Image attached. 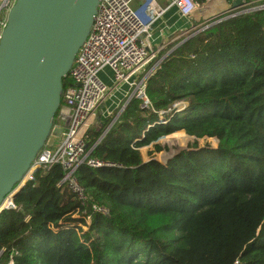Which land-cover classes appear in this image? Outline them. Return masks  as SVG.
Masks as SVG:
<instances>
[{
	"label": "trees",
	"instance_id": "obj_1",
	"mask_svg": "<svg viewBox=\"0 0 264 264\" xmlns=\"http://www.w3.org/2000/svg\"><path fill=\"white\" fill-rule=\"evenodd\" d=\"M160 55L149 107L133 98L101 139L109 118L88 131L90 155L121 168L75 169L85 205L59 165L34 171L0 210V264H264V8L214 18ZM176 131L190 148L143 160Z\"/></svg>",
	"mask_w": 264,
	"mask_h": 264
},
{
	"label": "built area",
	"instance_id": "obj_2",
	"mask_svg": "<svg viewBox=\"0 0 264 264\" xmlns=\"http://www.w3.org/2000/svg\"><path fill=\"white\" fill-rule=\"evenodd\" d=\"M14 1L0 0V37ZM132 1H99L86 40L78 49L68 70L66 78L69 81L62 88L61 101L54 113L49 137L36 153L26 176L31 181L34 171L40 170L46 174L54 165H59L64 173L61 182L68 191L74 193L81 205H85L87 197L75 176L76 168L80 165L121 168L118 163L90 155L97 141L87 148L88 131L99 127L109 118L110 122L102 132L101 139L119 118L126 103L133 98L139 100L141 108L149 107V98L145 93L146 81L163 60L160 52L170 43L179 42L181 38H187L208 25L200 24L197 28L186 30L180 39H167V42L154 45L151 39L152 26L162 15L164 7L156 0H142L136 8ZM210 1L203 0V3ZM173 3L183 16H189L201 7L197 0H174ZM260 8H264V0H242L238 8L220 14L230 17ZM105 70L108 71L106 75L103 73ZM118 89L123 90V99L113 109L103 113L111 93ZM180 104L184 105L177 102L173 104V108ZM12 198L13 193L5 198L0 210L14 209ZM91 207L102 211L94 204Z\"/></svg>",
	"mask_w": 264,
	"mask_h": 264
},
{
	"label": "water",
	"instance_id": "obj_3",
	"mask_svg": "<svg viewBox=\"0 0 264 264\" xmlns=\"http://www.w3.org/2000/svg\"><path fill=\"white\" fill-rule=\"evenodd\" d=\"M99 1L15 0L9 9L0 37V208L30 181Z\"/></svg>",
	"mask_w": 264,
	"mask_h": 264
},
{
	"label": "crops",
	"instance_id": "obj_4",
	"mask_svg": "<svg viewBox=\"0 0 264 264\" xmlns=\"http://www.w3.org/2000/svg\"><path fill=\"white\" fill-rule=\"evenodd\" d=\"M174 0H156V2L164 7V11L160 18H158L152 26L151 39L154 45H159L162 42H167V39L178 38L180 39L186 30L200 26V24L216 18L217 14L223 11H228L233 8H238L241 4H237L236 0H211L208 3H201V7L194 11L189 16L180 15ZM198 1V0H197ZM142 3V0H133L132 5L136 8ZM168 40V41H169ZM103 73H108L107 70ZM123 90H114L111 93L110 98L107 100L105 110L102 112L107 113L110 109H113L122 99Z\"/></svg>",
	"mask_w": 264,
	"mask_h": 264
},
{
	"label": "rangeland",
	"instance_id": "obj_5",
	"mask_svg": "<svg viewBox=\"0 0 264 264\" xmlns=\"http://www.w3.org/2000/svg\"><path fill=\"white\" fill-rule=\"evenodd\" d=\"M229 11L230 10H228V11L226 10L225 12H229ZM220 13L217 14L216 19L219 18L220 16H223V14H220ZM211 20L202 23V25L205 24V23L210 22ZM192 29H194V28H192ZM193 31L194 30H192V32ZM106 79H108V77H106ZM205 141L206 142L208 141L212 146L216 145L215 141L212 140V139H209V140H204L203 139V140H199L198 141L199 142V146L200 147L204 146V144L206 143ZM193 142H194V138L193 137L188 136L183 131H176L174 133L168 134L165 137L159 139V141L157 142L158 145L160 146V150L159 151L155 150L153 145H149V146H146L144 148H140L139 151L142 153L143 160L145 162L146 161L149 162V161H152V160L165 162L167 159H169V158L175 156L176 154L184 151L185 148H190L191 144Z\"/></svg>",
	"mask_w": 264,
	"mask_h": 264
}]
</instances>
